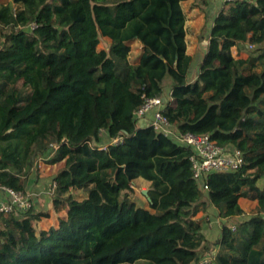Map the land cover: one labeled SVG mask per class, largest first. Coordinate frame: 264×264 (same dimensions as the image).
<instances>
[{
    "label": "trees",
    "instance_id": "1",
    "mask_svg": "<svg viewBox=\"0 0 264 264\" xmlns=\"http://www.w3.org/2000/svg\"><path fill=\"white\" fill-rule=\"evenodd\" d=\"M184 1L0 3V187L24 192L39 159L63 161L52 177L57 225L37 231L34 222L49 215L32 207L0 213V264H264V0L225 2L192 78ZM134 42L140 53L129 61ZM239 44L261 47L235 58ZM153 96L165 99L162 113L179 131L238 149L242 167L208 174L203 190L190 148L135 118ZM137 178L149 183L148 207L132 198ZM240 197L258 211L207 240L197 213L243 215Z\"/></svg>",
    "mask_w": 264,
    "mask_h": 264
},
{
    "label": "rangeland",
    "instance_id": "2",
    "mask_svg": "<svg viewBox=\"0 0 264 264\" xmlns=\"http://www.w3.org/2000/svg\"><path fill=\"white\" fill-rule=\"evenodd\" d=\"M8 0H0V3L6 2ZM225 5L224 0H208L207 6L196 5L192 0H186L182 3V8L185 13L184 26L186 29V51L189 53L193 61L190 66V77H194L197 72V64L201 59L202 50L207 43V31L211 27L213 18L216 13ZM110 46V40L106 37H99L98 48L108 49ZM259 47L261 45L253 44V46L246 47L245 44H239L231 48V54L235 58L251 59L259 53ZM141 46L134 42L130 44V51L128 53V60L132 61L140 53ZM252 61H247L243 67L244 72L251 70ZM255 66L252 70L258 71L261 68V61H254ZM18 88L26 90L21 85V82L17 83ZM169 91L168 89L166 90ZM140 124L142 122H139ZM107 139H101L98 145H105ZM59 162L55 166L46 163L45 160L39 159L37 161L36 173L31 175L27 181L25 191L29 194L30 199L33 203L32 208L36 211L47 212L48 217H43L42 219L35 221L34 226L38 231L41 228H48L50 226L57 225L58 215L53 212V186L52 177L58 171ZM55 172V173H54ZM48 175V176H47ZM257 184L262 187L264 185V178L257 181ZM149 183L142 178H137L132 186L133 196L132 198L136 200L137 204L143 207H148V202L146 196L142 193L143 190H147ZM69 194L73 198H82L84 192L80 190L71 189ZM238 203L240 207L244 210V214L234 217V218H221L217 210L213 206H209L205 211L199 212L196 218L200 219L202 223V232L207 240H215L221 229L223 223L231 224L234 228V224L243 219H246L254 215L257 211V204L255 201L248 200L245 198H239ZM66 209H62L59 215H64ZM219 250L216 247L209 253L205 258L204 262L209 261L214 257V255Z\"/></svg>",
    "mask_w": 264,
    "mask_h": 264
},
{
    "label": "built area",
    "instance_id": "3",
    "mask_svg": "<svg viewBox=\"0 0 264 264\" xmlns=\"http://www.w3.org/2000/svg\"><path fill=\"white\" fill-rule=\"evenodd\" d=\"M225 2L254 0H224ZM36 27L35 23L30 24ZM165 99L161 96L144 98L142 104L135 110V118L142 122L141 126H150L156 133L190 148L189 161L192 177L199 182L203 190H208L207 175L213 172H234L243 165V157L238 149L231 146H221L210 139L208 134L181 132L169 122L162 110ZM119 139H113L117 143ZM264 178V175H263ZM55 183H53V186ZM6 200L0 203V213L8 215L14 210L26 211L33 206L26 191H18L9 187H2ZM234 229V228H233Z\"/></svg>",
    "mask_w": 264,
    "mask_h": 264
},
{
    "label": "crops",
    "instance_id": "4",
    "mask_svg": "<svg viewBox=\"0 0 264 264\" xmlns=\"http://www.w3.org/2000/svg\"><path fill=\"white\" fill-rule=\"evenodd\" d=\"M213 22V21H212ZM211 26H212V24H211ZM210 28V27H209ZM59 167H58V169L60 168V167H62V165H63V161H61V162H59ZM52 166H55L56 165V163H54V164H51ZM55 173V172H54ZM48 176V175H47ZM54 176V175H53ZM6 200V195H5V193H4V191H3V189H2V187H0V203L1 202H4ZM41 229H44V228H41Z\"/></svg>",
    "mask_w": 264,
    "mask_h": 264
},
{
    "label": "water",
    "instance_id": "5",
    "mask_svg": "<svg viewBox=\"0 0 264 264\" xmlns=\"http://www.w3.org/2000/svg\"><path fill=\"white\" fill-rule=\"evenodd\" d=\"M142 193H143V194H146V191H145V190H143V191H142Z\"/></svg>",
    "mask_w": 264,
    "mask_h": 264
}]
</instances>
